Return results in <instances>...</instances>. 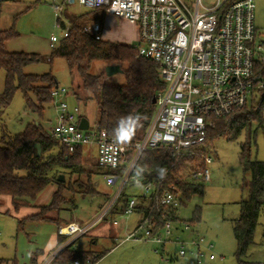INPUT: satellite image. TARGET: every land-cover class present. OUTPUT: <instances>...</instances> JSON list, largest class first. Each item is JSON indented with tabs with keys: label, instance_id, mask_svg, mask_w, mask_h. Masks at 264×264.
<instances>
[{
	"label": "built area",
	"instance_id": "built-area-1",
	"mask_svg": "<svg viewBox=\"0 0 264 264\" xmlns=\"http://www.w3.org/2000/svg\"><path fill=\"white\" fill-rule=\"evenodd\" d=\"M8 1L17 0H0V13L2 4ZM75 5L90 11L105 10L107 15L136 25L140 56L158 65L167 86L157 96V111L147 132L134 145L118 143L97 123L81 129V111L67 102L69 92L59 86L53 89L56 125L49 131L51 136L71 153L82 147L84 162L93 158L91 154L95 152L94 160L100 167L124 169L122 174L103 176L108 185L119 188L98 217L85 224L72 222L59 228V235L67 238L64 247L88 235L105 220L123 190L139 181L132 172L143 153L169 149L174 157L194 156L217 121H228L235 111L248 106L256 92L264 90V69L260 68V64L264 68V41L256 42L255 0H212L208 4L203 0H55L63 33L60 39L51 37L52 48L69 36L73 26L62 18L66 8ZM84 32L102 39L99 24L86 26ZM131 150L134 156L129 162ZM205 162L204 169L192 173L193 180L211 181L207 165L212 160L207 157ZM158 185L156 182L143 185L140 198L152 200L159 207L178 208L181 201L171 191L160 192ZM137 205L138 200L132 197L119 217L129 220ZM153 209L147 215L141 214L140 223L128 239L161 246L171 242L174 225L167 223L154 233ZM113 225L118 226L119 221L114 220ZM182 230L189 233L191 226L184 224ZM177 241L180 257L188 254L200 257L202 247L207 244L204 237ZM207 247L213 249L212 244ZM68 264H93V257Z\"/></svg>",
	"mask_w": 264,
	"mask_h": 264
},
{
	"label": "trees",
	"instance_id": "trees-1",
	"mask_svg": "<svg viewBox=\"0 0 264 264\" xmlns=\"http://www.w3.org/2000/svg\"><path fill=\"white\" fill-rule=\"evenodd\" d=\"M97 11V12H96ZM95 12V13H94ZM100 14V15H99ZM105 10H92L78 17H73V28L67 38L62 39L51 53L49 60L65 59L71 73L78 74L87 99L95 101L99 108L97 124L106 131L112 139L123 145H134L147 132L152 123L157 105L154 99L165 90L166 83L162 80L159 67L154 62L140 56L136 46L97 40L95 36L84 32L88 21L103 22ZM17 37L12 29L0 30V71L5 70L6 82L0 106H6L12 100L16 91L24 94L27 107L43 116L45 105L53 102L52 91L58 86L57 80L50 74L38 76L27 75L24 70L29 65L41 61L39 55L10 53L5 43ZM104 62L110 65H126V85H115L104 82L105 75L93 74L91 67L94 63ZM263 65L260 64V68ZM262 97L252 98L253 106L235 111L228 121L219 120L214 128L208 130L204 145L217 138L235 139L243 131L249 135L248 142L241 147V165L245 175L250 177L247 199L240 202L239 218L234 222L233 231L236 240V259L238 264H264L263 262H249L246 260L250 248L255 243V234L260 217L264 211V162L251 157L252 123L263 127L264 90ZM36 99V102L32 99ZM132 116L135 123V134L126 143L118 140V128L121 118ZM138 117V119H137ZM125 123H129L125 121ZM0 144V205L3 197L11 198V205L16 213L22 208L35 207L38 196L50 185H57L50 203L39 207V212L19 221V228L30 222H51L58 228L61 226V213L64 207H76V196L82 198L99 196L94 179L109 174H122L121 171L106 169L97 164L91 166L83 164L84 149L76 148L71 153L56 138L51 136L40 124H29L25 131L15 136L5 135ZM41 147L39 155L37 146ZM134 151L131 150L128 161L131 162ZM207 155L199 148L194 156L174 157L169 149H159L145 152L139 158L132 176L137 177V183L131 185H146L156 182L160 192L171 191L183 204V199H191L195 195L204 194V186L192 179V173L206 167ZM167 174L160 178V170ZM165 172V173H166ZM68 176L67 181L59 178ZM75 179V180H74ZM126 189V188H125ZM125 189L111 208L108 216H119L124 212L129 200L124 195ZM70 193L71 196H65ZM138 200L136 212L147 215L154 207L152 217L156 223L154 233L162 230L167 223L173 225L193 222L181 221L178 208L157 206L152 200L134 197ZM121 203V205L119 204ZM57 213L58 219L49 218L50 213ZM107 216V217H108ZM65 237H60V243ZM73 244L62 249L50 264H68L75 260L85 261L93 257V264L97 263L104 254L93 255L91 251H79L72 248ZM0 264H12L8 260H0Z\"/></svg>",
	"mask_w": 264,
	"mask_h": 264
},
{
	"label": "rangeland",
	"instance_id": "rangeland-1",
	"mask_svg": "<svg viewBox=\"0 0 264 264\" xmlns=\"http://www.w3.org/2000/svg\"><path fill=\"white\" fill-rule=\"evenodd\" d=\"M203 2L208 4L212 0H203ZM54 5L55 0H17L3 3L0 13V30L13 29L17 33V37L9 39L5 46L10 53L39 55L42 60L26 67L25 74L38 76L50 74L55 77L58 86L69 92L67 98L69 105L78 106L81 114L87 117L91 125H94L99 119V108L95 101L87 99V93L83 90L78 74L71 73L65 59L55 58L52 62L49 60L53 51L51 37L55 36L60 39L63 33ZM89 12L91 11L81 6H71L64 11L62 21L71 23L70 19L73 17ZM115 21L117 22L115 26L109 25L112 26L110 27L111 37L107 39L115 42L120 39L118 42L121 44L137 46L140 41L136 38L133 28L117 18ZM88 22V26L92 24L91 20ZM107 27L106 23L104 28ZM255 27L256 42L259 44L264 41V0H255ZM109 66L112 65L104 62L94 63L91 72L93 74L103 73L105 83L126 85L127 79L124 73L127 69L126 65L122 66V72H117L112 76L107 75ZM6 75L5 70L0 71V98L5 90ZM255 97L256 100H260L262 93L256 92ZM32 99L36 102L33 96ZM252 106L251 98L248 108L251 109ZM262 116L264 121V107ZM33 123L40 124L49 132L56 125V112L53 104L45 105L43 116H40L27 107L24 94L16 91L8 105L0 106V144L5 135L21 134L29 124ZM251 131V157L264 162V123L263 127H260L258 123H252ZM248 138V132L243 131L235 139L229 140L221 137L202 146L207 157L212 160L211 164L207 165L211 173V181L200 182L204 186V194L195 195L191 199L184 198L178 210V217L181 221L190 223L194 218H199L198 222L193 223L191 232H183L182 225L176 224L171 242L161 246L127 238L129 232H132L137 224L139 219L137 215L129 220H124L119 216H108L87 236L75 241L72 248L79 251L90 250L96 252L93 253L96 256L104 254L96 264H238L235 256L237 245L233 225L239 218L240 202L247 199L248 195L247 186L250 177L244 174L240 160L241 147L248 142ZM91 155L93 158L96 157L95 152ZM93 158L83 164L89 166L96 164ZM64 178L65 181L69 179L68 176ZM94 181L99 196L88 198L76 196L75 208L64 207L60 215L61 226L71 222L88 223L94 220L115 198L119 185H108L102 176L95 178ZM57 189V185L48 186L38 196L34 206L47 205ZM142 193V186L129 184L124 195L131 198L138 197ZM65 196L70 197L71 194L65 192ZM32 213H34L33 207L24 208L16 213L11 205V198H2L0 259H17L18 264H32V259L39 250L48 251L51 255L53 249L61 248L55 245L58 232V226L55 223L30 221L25 227L19 228V221ZM114 220L119 221V227H114ZM104 225L116 231L127 227V232L115 242L101 238L97 244L93 243L94 237L97 236L96 230ZM200 237H204L207 244H212L213 249L209 250L206 244L201 249L200 257L191 254L186 257L179 256L178 239L191 241ZM51 247L52 249L49 250ZM156 249L158 253L155 252ZM194 250L192 249L193 252ZM211 255L215 256L214 260L210 259ZM246 260L249 262L264 261V211L256 230L255 243L250 248Z\"/></svg>",
	"mask_w": 264,
	"mask_h": 264
},
{
	"label": "crops",
	"instance_id": "crops-1",
	"mask_svg": "<svg viewBox=\"0 0 264 264\" xmlns=\"http://www.w3.org/2000/svg\"><path fill=\"white\" fill-rule=\"evenodd\" d=\"M100 15V14H99ZM101 17H103V22L101 23L100 21H94V22H92V24H99L100 26H101V29H102V33H101V37H102V40H105V41H110V42H114V43H120V42H118L120 39H117L116 41L117 42H115V41H111V40H108L109 39V37H111V34H110V27H112V26H115L116 25V21H115V19L116 18H114L113 16H111V15H104V16H101ZM111 17H113V18H111ZM120 21V20H119ZM123 21V20H122ZM108 24V27L107 28H104V25L105 24ZM123 23H125L126 25H128V26H130V27H132L133 28V30L135 31V34H136V38L137 39H139V29H138V27L136 26V25H133V24H131V23H128V22H126V21H123ZM91 25V24H90ZM109 25H112V26H109ZM108 38V39H107ZM69 97V96H68ZM86 119L87 121H88V119H87V117H85V116H83L82 114H81V120L82 119ZM88 124L89 125H91L90 124V122L88 121ZM96 158V157H95ZM95 158H93V159H95ZM52 199V198H51ZM51 201V200H50ZM50 203V202H49ZM48 203V204H49ZM47 204V205H48ZM44 206H46V205H44ZM36 208H34L33 207V209H34V213H32L31 215H35V214H37L38 212H39V207H37V206H35ZM40 207H43V206H40ZM22 209H24V208H22ZM21 209V210H22ZM20 210V211H21ZM19 211V212H20ZM135 215H137L138 216V221H137V224L135 225V227H134V229L132 230V232L135 230V228L138 226V224L140 223V221H141V217H142V215L141 214H139V213H135L133 216H135ZM28 216H30V215H27L26 217H28ZM132 216V217H133ZM26 217H23V218H26ZM48 217L49 218H52V219H58L59 218V215L57 214V213H50L49 215H48ZM22 218V219H23ZM70 220H71V218H70ZM38 222H43V221H38ZM91 222V221H90ZM72 223V222H71ZM78 223H80V222H78ZM81 224H85V223H83V222H81ZM62 226H60L59 228H61ZM114 227H119V225L118 226H115L114 225ZM59 228H58V230H59ZM97 231V233H96V235L97 236H95L94 237V240H93V243H98L99 242V239H109V240H111V241H113V242H115V241H118V239H120V236L121 235H123V234H125L126 232H127V227H123V228H121L120 230H113V229H109V228H107L105 225L104 226H102L101 228H99L98 230H96ZM132 232H129V234H128V236L132 233ZM87 236V235H86ZM127 236V237H128ZM60 237H62V236H60L59 235V233L57 232V236H56V242H55V245H58V246H61V248H59V249H53L51 252V255L50 254H48V251L46 252V251H43V250H39L34 256H35V258H33L32 259V264H50L54 259H55V257L57 256V254L62 250V249H64L65 247H64V243H65V241L67 240V238H64L63 239V242L62 243H60ZM73 244H75V243H73ZM72 245V244H71ZM52 249V247L49 249V250H51ZM84 251H90V250H84ZM92 252V251H91ZM93 253H96V252H93ZM0 260H6V259H0ZM8 261H11L12 262V264H18V261H17V259L16 260H8ZM96 264V263H95Z\"/></svg>",
	"mask_w": 264,
	"mask_h": 264
},
{
	"label": "clouds",
	"instance_id": "clouds-1",
	"mask_svg": "<svg viewBox=\"0 0 264 264\" xmlns=\"http://www.w3.org/2000/svg\"><path fill=\"white\" fill-rule=\"evenodd\" d=\"M138 119V117H137ZM125 121H128L129 123H125ZM133 117L129 116L126 118H121L120 120V127L118 128V140L122 143H126L129 140H131L132 136L135 134V123L132 122ZM166 170L161 169L160 170V178L163 179L165 175Z\"/></svg>",
	"mask_w": 264,
	"mask_h": 264
},
{
	"label": "water",
	"instance_id": "water-1",
	"mask_svg": "<svg viewBox=\"0 0 264 264\" xmlns=\"http://www.w3.org/2000/svg\"><path fill=\"white\" fill-rule=\"evenodd\" d=\"M117 72H122L120 66L112 65V66H109L108 69H107V75H108V76H112L113 74H115V73H117ZM153 102H154V104H156V103H157V99H154ZM88 126H89L88 121H87L86 119L83 118V119L81 120L80 128L83 129V130H86V129H88ZM37 149H38V153H39V155H40V154H41V147L38 145V146H37ZM59 180H60L61 182H64V181H65V178H64L63 176H61V177L59 178Z\"/></svg>",
	"mask_w": 264,
	"mask_h": 264
}]
</instances>
